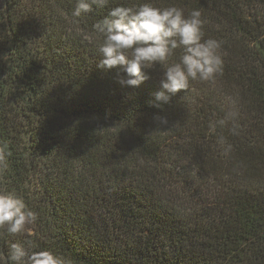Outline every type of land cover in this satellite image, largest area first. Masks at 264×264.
Instances as JSON below:
<instances>
[{"label": "trees", "instance_id": "1", "mask_svg": "<svg viewBox=\"0 0 264 264\" xmlns=\"http://www.w3.org/2000/svg\"><path fill=\"white\" fill-rule=\"evenodd\" d=\"M0 264H264V0H0Z\"/></svg>", "mask_w": 264, "mask_h": 264}, {"label": "rangeland", "instance_id": "2", "mask_svg": "<svg viewBox=\"0 0 264 264\" xmlns=\"http://www.w3.org/2000/svg\"><path fill=\"white\" fill-rule=\"evenodd\" d=\"M174 12H176V11H175L174 9H171V10H170V16H173V17H174V15H173ZM182 16H183V18H185V17H190V18H192L191 15H187V14L182 15ZM174 18H175V17H174ZM207 22H208V21H207ZM191 26L193 27V25H192L191 22H190V24H189L187 30H188L189 28H191ZM190 34H191V33L188 32L187 35L190 36ZM188 45H191V43L189 42ZM183 50H184L185 52L189 53L190 48H188V47H184ZM234 91H235V90H234ZM234 91H233V92H234ZM239 91H241V88L238 87V88H237V96H238V97H239Z\"/></svg>", "mask_w": 264, "mask_h": 264}]
</instances>
